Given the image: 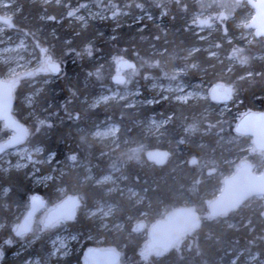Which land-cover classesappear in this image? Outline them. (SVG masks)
I'll return each mask as SVG.
<instances>
[{"label": "trees", "instance_id": "obj_1", "mask_svg": "<svg viewBox=\"0 0 264 264\" xmlns=\"http://www.w3.org/2000/svg\"><path fill=\"white\" fill-rule=\"evenodd\" d=\"M71 2L74 1L45 4L35 0H19L9 9L0 7L1 14L4 11L13 14L16 25L14 28L8 27L7 35L22 32L33 43L36 52L41 53L38 45L43 48V44H46L49 49H54L53 55L58 59L65 60L66 53H75L67 57L58 75L50 76L49 83L32 85L28 79L30 76L25 75L26 79L14 86V111L21 122L27 124L21 101L28 93H36L37 87L41 90L36 94L33 108L37 110L38 121L46 118L50 121L39 127V131L36 127L40 123L32 126L34 136L30 138V134L23 145H42L45 153L48 154L50 150L57 155L58 161L66 163L72 162L67 157L76 153V162H86L98 176L114 165H123L124 184L142 193L145 201L142 205H135L121 190L108 194L106 189L109 186L82 182L85 176L83 167H70L58 181L50 182L45 189L34 188L28 171L4 173L0 170V221L4 224L0 230V243L9 238L13 241L11 246L4 249L1 263L22 264L31 257L42 259L51 251L47 245L48 233L30 244L24 252L20 251L19 254L17 251L18 245L30 238L35 227L30 234L18 237L14 228L22 218L16 220L15 216L21 214L22 217L29 210V199L34 195L42 196L48 204L53 203L52 199H57L54 206L71 196L78 197L80 206L76 218L66 223L68 227L84 246L89 245L90 236L103 238L101 245L114 246L115 250L121 252L125 264H229L233 260L236 264H246V259L257 253L260 256L255 262L258 264V260H264L261 202L235 212L234 217L226 219L227 223L214 220L212 226L195 239V246L182 254L174 250L163 256L151 255L146 260L141 257V250L148 237L144 231H133L135 226L131 225L139 218L151 225L184 203L198 211L205 210L207 200L219 193L223 180L246 156V161H251L260 171L264 170V153L255 149L253 152L242 151L251 148L253 143L249 137L235 132L240 113L264 108V62L254 59L249 66L238 64L234 72H228V60L213 59L205 50L206 45L214 42L220 43L218 51L221 56H229L233 48H240L242 43L238 39L236 23L252 9L250 5L240 2V6L232 10L233 16L228 20L230 39L215 27V32L209 38L211 42H208L195 33L196 28L190 22L191 13L186 15L176 0H119L120 7L123 6L127 14L120 13L117 17L101 21L90 20L85 27L72 26L68 22L70 8L67 5ZM186 2L196 5L190 0ZM141 3L143 9L137 7ZM161 8L169 9L166 15L161 14ZM145 12L149 15L147 18L142 17ZM52 16L56 19L48 18ZM216 23L219 24V21ZM254 40L257 45L264 42V38L255 37ZM88 44L92 45L91 55L86 47ZM193 46L199 51L189 56L188 52ZM117 58L136 63L133 71L138 73L135 79L139 84L152 78L163 79L165 73L169 76L174 69L184 66L186 71L178 74L183 82L203 81L209 91L217 84H230L238 93L230 102L238 104V107L224 117L217 116L215 112L207 113L208 109L215 111L221 105L207 97L204 101L186 104L164 100L153 106L130 108L121 101L95 109L87 108L86 103L102 88L113 86L112 78L116 73L114 59ZM156 60L160 63H154ZM193 63L197 67H190ZM97 69L100 75H97ZM247 71L253 72V76H247ZM233 111L239 114L235 115ZM76 113H79V119ZM154 113H162L170 118L161 137H152L142 125H138V122H143ZM108 120L119 125L118 140L111 143L91 138L94 128ZM10 135L0 121V142ZM82 136H85L83 140ZM140 148L167 152L168 159L164 163L160 159L152 161L145 158L144 152L136 158L131 150ZM190 158H195L196 163L191 164ZM204 165L212 168L200 170ZM61 187L66 188L64 194L56 192ZM6 188L8 190L5 192ZM104 200H109L115 206L110 220L112 225L121 223L125 225L124 229H112L110 224V229L103 231L98 222L83 216V210L92 208L96 201ZM256 225L261 230L260 234L258 230H250ZM80 256L81 252L74 257L54 260L53 264H80Z\"/></svg>", "mask_w": 264, "mask_h": 264}, {"label": "rangeland", "instance_id": "obj_2", "mask_svg": "<svg viewBox=\"0 0 264 264\" xmlns=\"http://www.w3.org/2000/svg\"><path fill=\"white\" fill-rule=\"evenodd\" d=\"M19 0H14L13 4L9 5L8 9L11 7H14L16 5V2ZM38 2H43L45 4L51 3V1H56L57 3H62L63 0H35ZM70 1V0H67ZM74 2H71L70 5L68 3L67 7L70 8L68 12H73L72 16L68 17L70 18L68 22H70V25H81L82 27H85L86 24L90 20H106L108 18H113L112 13L114 11L117 12V15L120 13L127 14L126 9L124 7H120L121 4L119 3V0H72ZM193 1L196 5L199 4L200 0H190ZM226 2L231 3L233 0H226ZM74 3V4H73ZM240 3V2H239ZM233 8L232 10H235L237 7L240 6V4ZM243 7V6H242ZM4 15L7 17H12L13 14H10L6 11L3 12ZM208 13L205 12V15ZM244 16L243 19L238 21L236 23L239 33H238V39L242 43V46L238 49H240L239 56L241 57H247L248 62L246 64L240 63L239 59H232L231 55H220L218 56V59L221 61L228 60L229 63L228 72H234V67L238 64L239 65H247L249 66V63H251L252 60H262L264 62V42L261 44H256L255 42V35L254 30L247 27V24L255 17V11L253 9L248 10ZM117 15L115 17H117ZM149 15L147 12L142 17H148ZM80 17H83L84 19L81 20ZM140 19V17H139ZM191 22V21H190ZM192 27H195V33L200 36L206 37L205 40L208 42H211L209 40L212 33L215 32V27H212L211 29L208 28L207 25L204 26L203 30L198 25L192 24ZM8 30V27L6 25H3L0 23V36L2 37L0 40V72H2L0 79H3L7 82H11L14 85L21 84L25 78V75L27 73L33 72V70L38 69L41 66V62L44 60L45 54H41L40 52H36L35 46L31 41H29L28 37L24 35L22 32L13 34V35H7L6 32ZM204 40V39H203ZM251 41V43H250ZM213 42V40H212ZM43 47H46V44H43ZM213 44L206 45L205 50L208 52L209 50L217 51L216 48L212 47ZM48 55H51L54 60H56L57 63L60 64V66L64 67V64L66 63V59L68 60V56H72L73 52L66 53V59H58L55 55H53L54 49L51 47L48 48ZM72 59V58H71ZM115 63V69L118 65V59H114ZM183 73V72H181ZM126 76V83L117 85L113 83V86L104 87L102 88L99 93L89 100L87 104V108H99L100 106H106L109 105L111 102L120 103L125 102L128 107H143V106H153V104L158 102H164V100H172L173 102L177 101L181 104L186 103H196L198 101H204L209 96L210 91L208 90V85H205L203 81L195 82V83H186L181 81L178 78L171 79V75L165 76L163 79L159 78H152L148 81H145L142 84H139L136 82L135 77L137 76L136 71H130L123 73ZM52 73H34L31 74L28 79L32 81V85L41 86L40 84L49 83L51 81L50 76H52ZM58 75V74H57ZM114 75L115 72H114ZM113 75V76H114ZM43 76V77H42ZM55 76V75H53ZM38 77L44 78L43 81L42 78L37 79ZM155 85V87H153ZM171 85V87H169ZM36 93H28L24 99L21 101L23 103L25 116L24 118L27 120V124L29 126L30 131V138L34 136L33 127L34 125L38 124V113L37 110L34 109L35 104V97L37 92L41 90L40 87L36 88ZM233 98L237 97L238 93L234 89ZM188 93H194L195 95L189 96V100L187 102L184 101H178L175 97L177 95L181 94H188ZM108 96L109 99L104 100L102 97ZM231 99V100H232ZM86 102V101H85ZM95 105V106H93ZM238 107V104H232V102H229V104H221L218 107V110H207L208 112H215L217 113V116L224 117L229 111L232 109H236ZM235 115H238V112L233 111ZM246 113V111L240 113V116H243ZM170 118L167 116L162 115V113H154L150 115L146 120L143 122H138V125H142V127L145 128L146 133L151 135L152 137H161L165 134V127L169 123ZM155 121L156 123H153ZM113 124H117L113 120L103 121L100 123V125H97L93 131H99L101 133L105 132L107 129L111 128ZM118 125V124H117ZM39 127L42 128L41 124H38L36 129H39ZM91 133L90 137L96 140H108L112 142H116L119 138L120 128L117 133L109 134V135H100L96 136ZM85 137V136H84ZM5 139V138H4ZM36 147H43L42 145H36L31 146L29 143H26V145H20L16 147L13 150L7 151L2 156H0V170L2 172H10L12 170H24L28 171V175L33 181V186L35 189L42 188L45 189L49 187V183L54 180H59L60 176L67 171L70 167L72 168H84L85 176L82 178V182H90L95 185L100 186H109V188L106 189V193L110 194L114 191H123L129 199L132 200V202L136 205H142L145 201V197L142 193H140L137 189L135 190L132 186H129L128 184H124L126 177L122 175V170L124 169L123 165H117L113 166L107 171L106 173H103L101 175H97L95 170H93L92 166H89L86 164V162H70L66 163L63 160H57V155L54 153V158L49 157L45 151L37 153L34 151ZM44 148V147H43ZM117 148V147H116ZM45 149V148H44ZM251 151L253 152L254 147L252 146L242 149V151ZM145 151H148L147 149H137V151L134 153V156L136 158H139L141 153H145ZM31 154L32 159L28 160V155ZM193 158H190L192 160ZM247 159V156L242 158L237 162L238 166L242 160ZM232 162V160H231ZM19 165V166H17ZM205 165L201 167L200 170H203ZM212 167H207L206 169H210ZM258 172H261L257 169ZM104 177H109V179H103ZM8 190V188L5 189V192ZM57 193L64 194L66 192L65 187H61L60 189L56 190ZM259 198H255L253 201H250L249 203H246L244 207H249L252 205L255 201H257ZM53 203L48 204V208L45 209L38 215L36 226L34 228V231L29 239L22 241L18 247L17 251L19 254L20 251L24 252L26 248L30 246V244L36 242L38 239L44 236V234H50L47 240V245L49 246L50 253L45 256L44 258L40 259L38 257H31L26 259L22 264H53L54 260H63L66 257H74L80 254L81 256L79 259L81 260L80 264H88L87 259L85 258V253L89 248H114V246H104L101 245L104 242L103 238H100L98 236H90L88 240H90V243L88 246H84V243L80 241V238L71 231V228L68 227V225L65 222L55 224L51 228H44L43 222L44 217L47 215V213L50 211V209L56 204L58 201L57 199H52ZM92 208H88L83 210V216L93 219L96 222L99 223L101 226L100 230H109V225L111 224L112 229L113 228H120L124 229L125 225L121 223H114L112 225L111 219H112V213L115 209L114 204L110 203L109 200L104 201H96L94 202ZM183 205H186L185 203ZM26 213V212H25ZM25 213L22 215V217L25 215ZM21 214H18L15 216V219L18 220V218H22ZM145 217V216H144ZM144 222L146 224V220L143 218H139L137 220H134L131 222L132 227L137 226V223ZM3 223L0 221V230L3 227ZM148 224H146V227L148 228ZM11 244L3 242L0 243V252L3 253L2 256H0V264H2V260L4 259V249L7 248V246H11ZM84 246V247H83ZM17 252V253H18ZM150 252L147 250V246L144 245V247L141 250V257L147 259H150ZM257 256H254L253 258H247L246 264H254L253 260L256 259ZM123 258H121L119 264H125L123 262ZM79 264V263H74ZM229 264H236V261L233 260Z\"/></svg>", "mask_w": 264, "mask_h": 264}, {"label": "water", "instance_id": "obj_3", "mask_svg": "<svg viewBox=\"0 0 264 264\" xmlns=\"http://www.w3.org/2000/svg\"><path fill=\"white\" fill-rule=\"evenodd\" d=\"M239 2H247L255 11V17L247 24L248 28L254 30V35L256 38H264L257 36L256 33L264 32V0H239ZM0 16H6L0 13ZM7 17V16H6ZM10 17V16H9ZM11 18V25L13 23V17ZM0 23L3 25L8 26V23L5 20H0ZM9 27V26H8ZM11 28L16 27V25L10 26ZM38 45V42H36ZM38 48L41 50V54H45L44 49H48V47H40ZM127 60H119L118 65L116 68V75L113 76L112 81L113 83L120 85L126 83V76L123 74L130 69L127 63H124ZM132 62V61H131ZM135 64L136 63L132 62ZM61 67V66H60ZM62 71V67H61ZM60 71V72H61ZM59 72V73H60ZM34 73L38 74L40 71H35ZM44 73V72H42ZM47 73V72H45ZM59 73H52L53 75H57ZM26 76H30L26 74ZM116 77H121L125 81V83H119ZM14 84L11 82H7L3 79H0V121L4 123L6 129L11 133V135L5 139L4 141L0 142V147H2V151H0V156L7 151L13 150L16 147L25 144L26 140L30 136L29 127L26 123L21 122L17 116L15 115L14 111ZM234 90L229 95L226 89L221 84H217L210 89V98L213 102L221 103V104H229L230 100L232 99ZM261 119L264 123V113L262 114H255L251 113L248 115L243 116L239 123L235 128V132L239 135H245L252 138V143L254 144L255 148L258 151L264 150V126H259L256 123H252L251 119ZM147 159L152 161H158L159 159L161 162H166L168 154L161 150H151L146 154ZM196 163V159L193 158L191 164ZM238 171L232 176H229L225 179V191L222 194V197L226 194L228 189L234 191V197L237 195H243L244 197H252L255 195L264 196V174L262 176H256L254 180L249 181L247 180V176L245 174L251 170V166L248 165L247 161H242L239 164ZM210 174V173H209ZM244 184H248V191L244 195ZM221 197V198H222ZM243 197V199H244ZM69 198H78V197H69ZM69 198L63 200L60 204L54 206L50 209L47 215L44 217L43 226L45 227L46 222H50L48 227L51 226L58 221H66L70 222L76 218V214L78 211V207L80 206V201L78 204H75ZM243 199L239 200L234 204L238 205L243 201ZM47 200H45L42 196L34 195L30 199L29 210L23 216L22 220L19 222L17 226H15L14 230L16 235L24 236L30 234L33 230V227L37 221V216L47 207ZM74 215V218L69 216ZM25 217H28L27 223H25ZM173 223L176 224V227L167 229L168 226L172 225ZM193 224H199L198 221V213L194 211L192 208H188L186 206H180V208L173 209L167 219H159L156 222V225L151 230V240L149 241L148 245L150 249H153L156 244L163 242L164 249L169 250L172 246V243L176 241L180 237L181 230L189 229V227ZM145 224L143 222L137 223V226L133 228V231L138 232L142 230ZM165 225V228L163 227ZM21 228L23 231L22 235L17 234V228ZM164 229V231L162 230ZM86 259H88V264H118L121 260V253L119 250L111 249V248H89L85 253Z\"/></svg>", "mask_w": 264, "mask_h": 264}, {"label": "snow or ice", "instance_id": "obj_4", "mask_svg": "<svg viewBox=\"0 0 264 264\" xmlns=\"http://www.w3.org/2000/svg\"><path fill=\"white\" fill-rule=\"evenodd\" d=\"M14 0H0V7H3L5 9H7L9 7V5L13 4ZM176 3L178 5V7L187 15L189 13H191V23L198 25L199 27H201V29L203 30L204 26L207 25L209 29H211L212 27H216L218 30H222L223 33L225 34L226 38L230 37L228 36L229 34V27H228V20L229 17L233 16V12L232 9L235 8L238 3L239 0H233V2L228 3L226 2V0H200L198 5H192L188 2H186V0H176ZM159 6V5H158ZM137 7L143 9L144 5L138 4ZM161 14L162 15H166L167 12L169 11V9L167 8H161ZM205 12H207L208 14L205 15ZM69 16L73 15V12H69L68 13ZM113 17H115L117 15V12L114 11L112 13ZM49 19H56V17L52 16V17H48ZM81 20H83V17H80ZM0 20H5L8 23V26H13L11 25L10 21L11 18L10 17H6V16H0ZM219 21V24H217L216 22ZM222 26V28H221ZM257 36L260 37H264V32H257L256 33ZM206 37L204 36H200V39L203 40ZM251 43V41H250ZM220 43L219 42H214V44L212 45V47L216 48L217 51H212L209 50L208 51V56L212 57L213 59L218 58L219 56V48H220ZM89 55H91V51H92V45L88 44L87 46ZM45 51V57L44 60L41 62V66L38 69L33 70V72L27 73L29 75L34 74L35 71H40V72H48V73H59L61 71V67L60 64L56 62V60L53 59V57L51 55H48L47 52L49 51L48 49H44ZM199 49L196 48L195 46H193L188 54L189 56H191L193 53L198 52ZM240 49L238 48H233L232 52H231V58L232 59H239L240 63L242 64H246L248 62V58L247 57H241L239 56L240 53ZM118 60H122L123 58H117ZM124 63H127L130 67H132L133 69H135V64H133L131 61H124ZM154 63L159 64L160 61L156 60L154 61ZM190 67L195 68L197 67V64L193 63L190 65ZM186 71V67H177L176 69H174L173 73L171 74V79H176L177 75L181 72H185ZM247 76H253V72L251 71H247L245 73ZM97 75H100V71L99 69H97ZM165 75L167 76L168 73H165ZM243 78V77H241ZM117 81L119 83H125V81L123 80V78L121 77H116ZM153 87H155V85H153ZM169 87H171V85H169ZM223 87L226 89V91L228 92V94L230 95L231 92L233 91L232 86L230 84H224ZM195 95L194 93H188V94H181V95H177L175 98L178 101H184L187 102L189 100V96H193ZM102 99L107 100L109 99L108 96H104L102 97ZM95 106V105H93ZM76 118L79 119V113H76ZM50 121L46 118L44 120H39V123L41 125L49 123ZM153 123H156L155 121H153ZM40 129H37V131H39ZM83 131V130H82ZM119 131V125L117 124H113L111 128L107 129L105 132L101 133L99 131H96L93 133V135L96 136H100V135H109V134H115ZM84 139V136L81 137V140ZM0 151H2V147H0ZM34 151H36L37 153L45 151V149L43 147H36L34 149ZM133 153H135L137 150L136 149H132L131 150ZM48 156L54 158V153L52 151H48ZM28 160L32 159L31 154L28 155ZM67 159L76 162L78 160V156L76 153H71ZM19 166V165H17ZM103 179H109V177H104ZM71 201H73L75 204L79 203V198H69ZM71 218H74V215L69 216ZM28 217H25V223H27ZM50 222H46L45 223V227L49 226ZM17 234L18 235H22L23 231L21 228H17ZM6 243H13V241L9 238V240L6 241ZM3 253L0 252V256H2Z\"/></svg>", "mask_w": 264, "mask_h": 264}, {"label": "flooded vegetation", "instance_id": "obj_5", "mask_svg": "<svg viewBox=\"0 0 264 264\" xmlns=\"http://www.w3.org/2000/svg\"><path fill=\"white\" fill-rule=\"evenodd\" d=\"M233 90H234V88H233ZM251 113L262 114V113H264V108H261L259 110L258 109H251L248 112H246L243 116L251 114ZM243 116H241L240 119ZM240 119L238 121H240ZM251 122L258 124L259 126H264L263 121H261V119H259V118L258 119L252 118ZM253 147L256 151H258L254 145H253ZM258 152L264 153V150L258 151ZM242 161H244V160H242ZM247 163L252 168L251 170L248 171L247 174H245V176H247V180L252 181V180H254V178L256 176H262L264 174V170H262L261 172H258L257 169L259 170V168L256 167V165H254L251 161H249ZM239 167L240 166L238 165L236 167V169L232 172V174H235L238 171ZM232 174L229 176H232ZM229 176H227L226 178H228ZM225 179L223 180V183L220 187L221 189H220L219 193L216 196L212 197V199L207 200L205 210L198 211L194 207H191V206L189 207L190 209L192 208L194 211H196L198 213L199 224L191 225L189 227L190 230H188V229L181 230L180 237L172 243V246L169 250L164 249L163 242L156 244V246L153 249L149 248L148 243L151 240V235H150L151 230L156 225V222L159 220L153 222L151 225L148 226V228L146 227V224L143 222V224H145V225L142 228V230H140V231H144L145 235H147V237H148V239L145 243V246H147L148 252L151 253L150 256L151 255L163 256L165 254H170L171 251L173 252L174 250H176L178 253L182 254V252L184 250H188V251L191 250V248L193 246H195V244H196L195 239L198 238L199 235L203 234V232H205L209 227H211L214 220L215 221L223 220V224L227 223L228 221L226 219H229L230 217H232L235 212L237 213L239 210L244 208L246 203L253 201L255 198H259V199L257 201H255L253 204H255V203L259 204L261 202V205H260V208H262L261 209V215L264 218V196L255 195L252 197H244L243 195H237V197H234L233 196L234 191L231 189H228L226 194L222 197V194L226 189L225 188ZM244 187H246V189L244 190V195H245L249 189L248 184H244ZM243 197H244V199H243ZM241 199H243V201L241 203H239L238 205L234 206V204ZM182 206H185V205H182ZM258 207H259V205H258ZM178 208H180V207H178ZM159 219L165 220V219H167V216L165 218H159ZM62 222H65V221L64 220L58 221L55 224L62 223ZM55 224H53L52 226H54ZM163 227L165 228V225ZM171 227L172 228L176 227V224L173 223L172 225L168 226L167 229H170ZM257 227H258V229H257ZM162 230L164 231L163 228H162ZM250 230H254V231L258 230L257 231L258 234H260V232H261L258 225L252 227ZM111 249H113V248H111ZM256 256L258 258V256H260V254L257 253ZM251 258H253V257H251ZM256 259L253 260L254 264H257L255 262ZM87 261H88V259H87ZM258 264H264V260L263 259L258 260Z\"/></svg>", "mask_w": 264, "mask_h": 264}, {"label": "bare ground", "instance_id": "obj_6", "mask_svg": "<svg viewBox=\"0 0 264 264\" xmlns=\"http://www.w3.org/2000/svg\"><path fill=\"white\" fill-rule=\"evenodd\" d=\"M233 88H234V87L232 86V89H233ZM208 97L210 98V93H209V96H208ZM210 100H211V98H210ZM211 102H213V101L211 100ZM214 103L217 104V105H218V104H221V103H219V102H218V103L214 102ZM247 137H249V136H247ZM249 138L251 139V142H252V138H251V137H249ZM150 151H151V150L145 151V158H147L146 154H147L148 152H150ZM149 160H150V159H149ZM247 162H249V161H247ZM31 198H32V197H31ZM29 200H30V199H29ZM29 204H30V202H29ZM188 208H189V207H188ZM170 212H171V211H170ZM170 212H169V213H170ZM168 215H169V214H168ZM168 215H166V216H168ZM166 216H165V217H166ZM165 217H163V218H165ZM33 228H34V227H33ZM118 264H119V263H118Z\"/></svg>", "mask_w": 264, "mask_h": 264}]
</instances>
